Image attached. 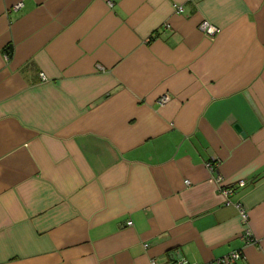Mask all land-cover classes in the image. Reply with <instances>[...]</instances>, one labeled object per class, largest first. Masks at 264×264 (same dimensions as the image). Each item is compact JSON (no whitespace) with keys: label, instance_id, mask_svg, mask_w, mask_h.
Returning a JSON list of instances; mask_svg holds the SVG:
<instances>
[{"label":"crops","instance_id":"obj_1","mask_svg":"<svg viewBox=\"0 0 264 264\" xmlns=\"http://www.w3.org/2000/svg\"><path fill=\"white\" fill-rule=\"evenodd\" d=\"M233 251L264 264V0H0V264Z\"/></svg>","mask_w":264,"mask_h":264},{"label":"built area","instance_id":"obj_2","mask_svg":"<svg viewBox=\"0 0 264 264\" xmlns=\"http://www.w3.org/2000/svg\"><path fill=\"white\" fill-rule=\"evenodd\" d=\"M23 6L22 2H19L15 5H13L11 7L12 10H18ZM174 7V11L175 12H180L183 10V7L177 3L173 4ZM198 27L200 28V30L207 36L209 37H214L219 31L220 28L215 26L214 24L210 23L208 20H202ZM97 67H101L99 65H97ZM42 78H45L43 74H41ZM169 100V95L168 94H163L162 96H160L158 98V102L160 104H163L165 102H167ZM210 167V166H209ZM217 180V188H218V192L219 194L223 197L224 203L225 205H233L236 207V209L239 211L241 219L243 220V222L245 224L248 223V213L247 211L243 208L242 204L240 202H232L230 201V195L233 192V186L230 184H225L220 182L219 178H216ZM239 183H242V181H239ZM128 224H131V222L129 221ZM244 235L248 238L249 242L253 241L252 237H251V233H250V229L247 228L246 231L244 232ZM240 252L239 251H233L229 254H227L226 256H224L223 258L219 259L217 262L221 263H226V264H231L232 262H234L236 259H238L240 257ZM151 264H157L156 261L153 259L151 260ZM176 264H214V263H207V262H203V263H187L184 261H179Z\"/></svg>","mask_w":264,"mask_h":264},{"label":"rangeland","instance_id":"obj_3","mask_svg":"<svg viewBox=\"0 0 264 264\" xmlns=\"http://www.w3.org/2000/svg\"><path fill=\"white\" fill-rule=\"evenodd\" d=\"M19 10V9H18Z\"/></svg>","mask_w":264,"mask_h":264}]
</instances>
